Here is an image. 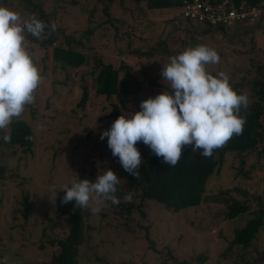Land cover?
I'll return each mask as SVG.
<instances>
[{
  "label": "rangeland",
  "instance_id": "rangeland-1",
  "mask_svg": "<svg viewBox=\"0 0 264 264\" xmlns=\"http://www.w3.org/2000/svg\"><path fill=\"white\" fill-rule=\"evenodd\" d=\"M0 6L22 17L35 14L48 24L45 35L51 31V22L57 25L51 32L54 44L40 46L43 38L26 34L27 48L43 77L35 103L21 115L31 126L32 151L23 153L0 140V166L5 169L0 180V264H45L49 260L51 241L65 233L55 218L56 202H49L53 190L64 196L65 184L70 186L77 179L95 182L109 169L121 178L123 168L119 160L112 159L107 137L100 139L111 127L107 116L116 102L94 93L95 58L104 64H127L141 84L138 99L131 98L120 115L140 110L141 101L168 90L160 75L162 65L188 47L202 44L215 49L220 62L208 65L207 71L214 76L223 71L249 103L250 89L263 77L257 66L263 64L264 20L222 32L186 21L180 9L148 10L143 2L130 0H0ZM56 45L82 53L84 63L74 69L64 67L52 56ZM82 87L88 98L78 108ZM41 124L43 130L38 128ZM258 150L245 157L241 171L248 179L234 176L238 164L227 153L198 206L173 213L141 200L138 189L131 214L121 211L117 217L114 213L119 208L111 212L110 205L98 214L82 209L88 240L79 248L78 264H172L171 259H164L165 247L178 261L199 264L194 259L201 253L207 257L202 264H231L232 259L225 261L217 255L232 238V230L243 227L251 216L244 213L230 221L221 216L231 199H242V190L260 196L264 203V156L257 155ZM24 195L30 204L27 212ZM258 246V262L264 264L263 233Z\"/></svg>",
  "mask_w": 264,
  "mask_h": 264
},
{
  "label": "clouds",
  "instance_id": "clouds-1",
  "mask_svg": "<svg viewBox=\"0 0 264 264\" xmlns=\"http://www.w3.org/2000/svg\"><path fill=\"white\" fill-rule=\"evenodd\" d=\"M47 27L35 14L22 17L0 6V140L5 143L11 141L9 130L13 119L20 118L26 106L35 103V92L43 81L27 48L26 34L46 38ZM56 29V23L51 22L47 35ZM219 62L217 51L202 44L169 57L160 73L168 90L141 101L140 110L121 114L100 135L101 140L107 137L108 148L127 173L139 176L143 161L136 147L138 143L142 142L152 154L175 167L185 147L202 150V156L210 158L234 135L243 134L246 118L240 111L248 107V97L237 94L223 71L215 76L207 71L208 65ZM38 128L43 130L44 125ZM119 183L118 175L110 169L98 175L95 182L74 180L70 186L62 187L65 195L60 203L74 202L73 211L81 208L98 214L106 202L120 203L116 196ZM133 195L128 192L123 199L131 201ZM56 199L57 191L53 190L49 202L55 205Z\"/></svg>",
  "mask_w": 264,
  "mask_h": 264
},
{
  "label": "trees",
  "instance_id": "trees-1",
  "mask_svg": "<svg viewBox=\"0 0 264 264\" xmlns=\"http://www.w3.org/2000/svg\"><path fill=\"white\" fill-rule=\"evenodd\" d=\"M130 1L143 2L148 10L180 9L181 11L183 5L191 0ZM231 1L235 5L242 2L253 5L263 0ZM204 29L210 30L211 28L204 26ZM213 30L225 31L217 28ZM45 37L39 43L40 46L54 44L51 35H45ZM52 56L69 69L77 68L84 63L82 53L70 49H59L57 45L52 48ZM261 58L263 64L257 66V70L263 73V77L261 80L256 81L250 89L251 102L248 107L246 109L242 107L240 111V115L246 118L243 134L234 135L225 146L215 150L210 158L202 156V150L193 151L190 146L185 147L183 155L175 167H170L164 163L162 157L152 154L150 149L142 142L138 143L136 147L140 151L143 161L138 169L139 176L136 178L122 169L116 192L120 203L114 205L111 202H106L105 204L114 209L111 212L116 211V207L119 208V211L114 213L115 216H120L121 211L126 212L128 215L131 214L130 211L136 209L133 199L138 189H141L139 195L141 200L153 201L162 209L173 213L184 208L198 206L204 199L205 190L212 174L219 170L227 153H231L232 159L238 164L236 171L234 170V176L240 175L242 179H248V175L241 171L246 155L259 149L258 153L256 152L257 155L264 156V51ZM94 67L96 68L93 77L94 93L102 95L106 99L114 98L116 103L111 104V111L107 116L114 122L120 116V111L126 108L131 98L138 99L141 84L133 77L131 68L125 63L119 62L116 66L115 64H104L100 59L95 58ZM87 98V90L82 87L76 106L83 108ZM9 132L11 141L7 145L11 148H20L23 153L30 154L33 146L31 126L24 122L21 117L14 118ZM28 136L32 138L26 139L25 137ZM112 159L119 160L118 157L113 155ZM4 170V167L0 166V180L4 179ZM128 192L134 194L131 201L123 200ZM241 196V200L231 199L229 201L221 219L230 221L244 213L250 214L251 217L244 222L243 227L232 230V238L226 242L224 249L217 256L225 261L232 259L231 264H259L258 241L260 235L264 234V203L261 201L260 196L254 194L250 196L244 190L241 191ZM62 197L61 194L57 196L55 218L62 224L65 233L53 243L51 241V246H53L51 256L45 264H78L79 248L88 240L87 229L83 226L82 209L76 208L73 211L74 202L61 205L60 199ZM22 201L24 211L27 212L30 204L25 195ZM140 216L144 217V214L140 213ZM53 249L55 251H52ZM162 253L164 259H171L172 264H194L192 261L176 260L166 247L162 250ZM206 259L207 257L200 253L194 260L202 264ZM96 261H99V259L96 258Z\"/></svg>",
  "mask_w": 264,
  "mask_h": 264
},
{
  "label": "built area",
  "instance_id": "built-area-1",
  "mask_svg": "<svg viewBox=\"0 0 264 264\" xmlns=\"http://www.w3.org/2000/svg\"><path fill=\"white\" fill-rule=\"evenodd\" d=\"M186 21L211 29L227 30L236 24H252L264 19V0L253 5L233 4L231 0H191L180 13Z\"/></svg>",
  "mask_w": 264,
  "mask_h": 264
},
{
  "label": "crops",
  "instance_id": "crops-1",
  "mask_svg": "<svg viewBox=\"0 0 264 264\" xmlns=\"http://www.w3.org/2000/svg\"><path fill=\"white\" fill-rule=\"evenodd\" d=\"M259 20H264V19H259ZM236 25H238V24H236ZM234 27V26H233ZM263 30H264V26H263V28H262ZM258 35H263V32H260Z\"/></svg>",
  "mask_w": 264,
  "mask_h": 264
}]
</instances>
